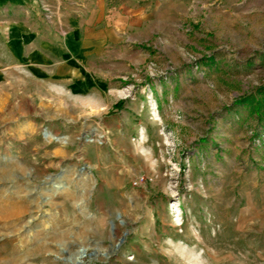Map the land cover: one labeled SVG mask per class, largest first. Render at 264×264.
<instances>
[{"label": "rangeland", "instance_id": "obj_1", "mask_svg": "<svg viewBox=\"0 0 264 264\" xmlns=\"http://www.w3.org/2000/svg\"><path fill=\"white\" fill-rule=\"evenodd\" d=\"M107 3L78 76L0 64V264H264V0Z\"/></svg>", "mask_w": 264, "mask_h": 264}, {"label": "crops", "instance_id": "obj_2", "mask_svg": "<svg viewBox=\"0 0 264 264\" xmlns=\"http://www.w3.org/2000/svg\"><path fill=\"white\" fill-rule=\"evenodd\" d=\"M49 1L0 0V64L6 71L54 69L57 77L72 79L81 59L103 56L107 0H57L58 9L76 5L73 12L86 16L66 24L46 19Z\"/></svg>", "mask_w": 264, "mask_h": 264}, {"label": "built area", "instance_id": "obj_3", "mask_svg": "<svg viewBox=\"0 0 264 264\" xmlns=\"http://www.w3.org/2000/svg\"><path fill=\"white\" fill-rule=\"evenodd\" d=\"M44 9H45V11H46V12L50 11V9H49V6H48V5H45V6H44Z\"/></svg>", "mask_w": 264, "mask_h": 264}, {"label": "trees", "instance_id": "obj_4", "mask_svg": "<svg viewBox=\"0 0 264 264\" xmlns=\"http://www.w3.org/2000/svg\"><path fill=\"white\" fill-rule=\"evenodd\" d=\"M262 102H259V106L261 105ZM261 107V106H260Z\"/></svg>", "mask_w": 264, "mask_h": 264}]
</instances>
